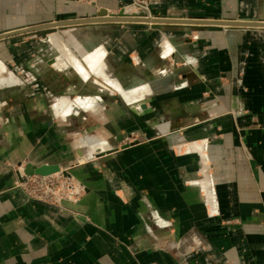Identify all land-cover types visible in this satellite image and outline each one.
Listing matches in <instances>:
<instances>
[{
    "label": "crops",
    "instance_id": "0c3cea01",
    "mask_svg": "<svg viewBox=\"0 0 264 264\" xmlns=\"http://www.w3.org/2000/svg\"><path fill=\"white\" fill-rule=\"evenodd\" d=\"M130 1L0 0V31ZM147 1L156 16L264 20V0ZM133 24L114 36L113 70L101 45L83 51L85 64L76 57L86 79L65 56L27 62L15 55L25 45L0 38V264H264V26ZM31 66L65 92L22 97L14 71ZM107 92L120 94L113 106ZM127 114L146 123L121 147ZM80 115H113L114 131L75 146L65 134ZM26 162L67 167L78 197L56 206L26 196L12 186Z\"/></svg>",
    "mask_w": 264,
    "mask_h": 264
},
{
    "label": "rangeland",
    "instance_id": "374dc122",
    "mask_svg": "<svg viewBox=\"0 0 264 264\" xmlns=\"http://www.w3.org/2000/svg\"><path fill=\"white\" fill-rule=\"evenodd\" d=\"M80 1L86 2V3H95V0H80ZM119 11H123L124 15H128V16H147L148 14L151 15L147 0H131L129 3L123 5L121 8L115 11H111L110 13L113 15H118ZM151 16H156V15H151ZM136 22L138 23L137 25H139V27H141V25H145L146 27L148 26L153 27L151 26V24L141 22V21H98V22H90V23H83V24L57 25V26L52 27L51 30H49L46 33L45 37L41 36L38 31L22 32V33H17L15 35L7 36V37L8 38L11 37L12 39H14V40H11V44H13L14 46L19 43H22L23 45H25L24 47L26 50L24 51L20 50L18 52L16 51L15 53L17 54L15 55L17 58L26 60L27 62L29 59L30 60L42 59L44 56H46V54H52L51 57L57 56L59 61L63 60L64 62V60H66L64 55L60 52V48H57L58 46L56 44H53L50 40L49 36L53 34L63 43V47H65L64 49L67 53H71L75 58L77 57L83 63L85 60L83 57V51L87 52L88 48H90V50L92 49L95 50L100 45L103 46L106 52L102 56V61H105V63L107 64V61L113 59L112 50H113V45H114V42H113L114 36L117 35L118 37V34L120 33L121 30L137 28L136 24H133ZM159 25L161 24H157L154 27H158ZM73 30H76L77 34H74V32H72ZM64 32L66 33L64 34ZM105 34L108 36L103 40L101 36ZM40 37H42L43 40L41 41L38 40ZM121 38L124 39L125 42L124 41L123 42L126 45V43H128L129 41V38L125 36ZM35 40L36 42H34ZM122 49L125 50V47L122 46ZM128 56L129 55L127 53V57ZM110 65H111V70H113L112 62H110ZM60 68L61 69H58L59 76H60V73H63L62 71L64 70V68L62 67ZM163 69L164 68H162V70ZM158 71H159V68H157V70L156 68L155 69L153 68V72H158ZM5 72L6 71H4V73ZM14 74L16 76H19L21 82L24 85V89L22 90L21 93H22V97L24 95L26 96V97L24 96V98L26 99L33 98L35 94L39 93L40 91L44 93L45 95L50 96L51 94H55V95L60 94L62 92H65L66 90L65 86L61 83H59L55 89H51L49 85H46L45 83H41L39 81L37 74L34 72L33 66H31V68L29 67L25 68L23 72L17 69L14 71ZM121 75L124 78L123 81H126V80L128 81L129 80L128 78L130 76L129 68L122 69ZM106 86L108 87L109 85L106 84ZM74 87H75V90H76V87H79L78 90H80L81 88L80 86H76V85ZM90 91L94 92V89L93 90L91 89ZM113 93H115L116 95L115 97L119 98L120 94L118 92H113ZM113 93L108 94L107 92L104 95L106 102L109 106H113L112 105ZM122 101L124 102V99ZM131 118H132V121H131ZM158 118L160 119L162 118V116H159ZM113 122H114L113 115H106L105 117L103 116L102 117L101 116H86L85 117L82 115L76 116L73 119L72 124H70L73 127V131L72 132L67 131L65 135H69L70 139H73L75 146L78 145L79 147L80 146L82 147L85 141H88V140L94 141L93 139L101 138L102 130L107 131L109 134L112 133V131H114ZM141 123H146V117L144 115L137 116V120H135V118L129 114L123 115L121 117L122 136H123L121 139L124 141V143L129 144V143L137 142L139 140V137L136 135L135 129H139L140 128L139 126ZM124 143H122L121 145H123ZM108 148H113V147L110 146L106 148H95L93 150L90 149L89 156L91 157L96 156L95 152L97 150H105ZM19 172L22 173L21 171ZM54 172H60L64 176L63 181L70 184L71 186L70 189L72 190L71 193H68L67 192L68 189H66L64 185L60 184L58 185V195H59L58 200H52L50 202V201H45V200L34 199L33 197H30V196L28 197L34 200L41 201L43 203H48V204L56 205V206H62V201L65 199L77 198L79 195V189L81 187L75 182L72 175L68 171L67 167L60 166V169ZM16 180H18V176ZM15 181L12 186L17 187L15 186ZM152 264H158V263H152Z\"/></svg>",
    "mask_w": 264,
    "mask_h": 264
},
{
    "label": "water",
    "instance_id": "95a60500",
    "mask_svg": "<svg viewBox=\"0 0 264 264\" xmlns=\"http://www.w3.org/2000/svg\"><path fill=\"white\" fill-rule=\"evenodd\" d=\"M107 15V11L102 8L97 14L88 16V17H70L68 19L53 21L50 23H42L27 27H20L15 29H10L6 31H0V38L12 36L17 33L28 32V31H38L39 34L43 37L46 36V33L51 30L52 27L57 25H69V24H83L90 22L98 21H141L155 26L157 24L164 23H181V24H222V25H231V26H249V27H261L264 26V20H253V21H223V20H204V19H184L176 17H163V16H154L148 18L146 16H128L124 15L123 11H119L118 15ZM128 143H124L121 146H126ZM117 147L108 148L105 150H97L95 155H101L105 152H110L115 150ZM80 152V151H79ZM60 169V166L56 163H42L39 165L26 162L21 170L23 174H47ZM18 178H20V172H17Z\"/></svg>",
    "mask_w": 264,
    "mask_h": 264
},
{
    "label": "built area",
    "instance_id": "2783aa9c",
    "mask_svg": "<svg viewBox=\"0 0 264 264\" xmlns=\"http://www.w3.org/2000/svg\"><path fill=\"white\" fill-rule=\"evenodd\" d=\"M147 16L151 15L148 14ZM63 177L60 172L30 175L21 173L20 178L15 181V186L19 187L27 196L51 202L58 200V185L60 184L68 189V193L72 192L70 184L64 182Z\"/></svg>",
    "mask_w": 264,
    "mask_h": 264
},
{
    "label": "bare ground",
    "instance_id": "6f19581e",
    "mask_svg": "<svg viewBox=\"0 0 264 264\" xmlns=\"http://www.w3.org/2000/svg\"><path fill=\"white\" fill-rule=\"evenodd\" d=\"M109 15H113V14H111V13L109 12V13H107L106 16H109ZM146 17L151 18V16H146ZM49 38H50L51 42H53L54 44H56V45L58 46V48H61V49H62V54H63L66 58H68L69 60L73 61V62L77 65V67L79 68V73H80L81 77H82L83 79H86L87 76H88V72H87V70H85L84 68H82L81 64H79V63L77 62L76 58H75L71 53H67V52L65 51V49H64L65 47H63V43H62V42H61V41H60L55 35H53V34H51V35L49 36ZM60 61H61V60H60ZM60 61H59V63L61 64ZM93 61H94L93 59L90 60V65H92V66H94V63H95V62H93ZM92 71L95 72V68H93ZM87 81H88V80H87ZM111 83H112V82H111ZM93 84H94V83H93ZM120 92H121L122 95H123L126 99H128V100H131V99H133V98L135 97V96L130 95V93L127 92L124 88H121ZM76 100H77V101H81L80 96H79V97H76Z\"/></svg>",
    "mask_w": 264,
    "mask_h": 264
}]
</instances>
